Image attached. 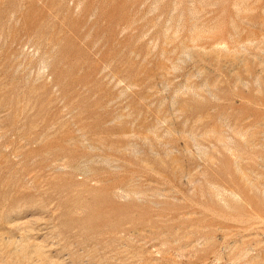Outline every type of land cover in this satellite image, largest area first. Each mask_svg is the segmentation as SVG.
Returning a JSON list of instances; mask_svg holds the SVG:
<instances>
[{"label":"rangeland","instance_id":"1","mask_svg":"<svg viewBox=\"0 0 264 264\" xmlns=\"http://www.w3.org/2000/svg\"><path fill=\"white\" fill-rule=\"evenodd\" d=\"M0 264H264V0H0Z\"/></svg>","mask_w":264,"mask_h":264}]
</instances>
